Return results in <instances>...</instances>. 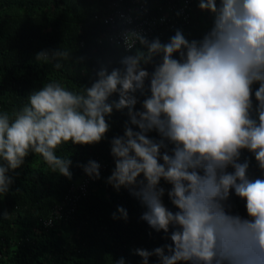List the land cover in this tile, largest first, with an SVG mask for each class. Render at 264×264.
Segmentation results:
<instances>
[{
	"label": "clouds",
	"instance_id": "9594fccd",
	"mask_svg": "<svg viewBox=\"0 0 264 264\" xmlns=\"http://www.w3.org/2000/svg\"><path fill=\"white\" fill-rule=\"evenodd\" d=\"M198 6L213 16L201 40L189 41L181 30L167 43L127 32L123 44L131 54L120 67L101 68L90 87L73 91L51 80L19 111L0 114V196L13 182L9 170L30 152L70 178L71 160L56 150L99 143L109 130L106 117L127 109L124 135L111 141L115 169L108 182L129 188L147 209L142 219L172 241L152 252L137 249L143 264L152 255L160 264H264V178H250L248 162H239L246 149L264 170V0H199ZM69 56L66 49L52 54ZM138 92L145 96L142 110H135ZM154 130L159 140L149 138ZM99 167L89 161L84 171L98 178ZM161 180L172 185L167 195L175 212L162 200ZM233 189L246 201L247 217L226 211Z\"/></svg>",
	"mask_w": 264,
	"mask_h": 264
},
{
	"label": "trees",
	"instance_id": "16d2710c",
	"mask_svg": "<svg viewBox=\"0 0 264 264\" xmlns=\"http://www.w3.org/2000/svg\"><path fill=\"white\" fill-rule=\"evenodd\" d=\"M116 1L0 0V114L7 112L11 116L19 111L28 103L32 92L51 80L79 91L91 86L101 68L111 71L120 67L121 57L131 53L112 44L108 38L112 30L94 20L97 15L110 13ZM197 3L199 0L194 3L195 7ZM212 26V14L198 11L193 13L188 26L178 25L160 41L169 42L177 30L189 41H199ZM65 49L70 52L67 60L52 58L54 52ZM41 52L48 54V62L37 59ZM174 57L178 58V54ZM158 62L159 57L154 63ZM56 63L62 67L55 68ZM145 67L150 73L154 70V64ZM145 84L147 89L149 81ZM258 87V83L253 85L254 106V92ZM136 95L135 110H142L145 96L139 92ZM111 99L118 97L114 95ZM127 111L114 110L106 117L109 130L99 143L69 142L56 150L58 156L71 160L70 178L52 171L41 156L32 152L19 168L9 170L7 175L13 182L9 191L0 196V264H116L121 258L124 264H143V258L136 254L137 249L152 252L172 244L170 233L157 232L142 219L147 209L129 188L121 186L117 190L108 182L115 169L111 141L124 135L125 123L129 121ZM148 136L157 140L155 130ZM98 159L108 166L99 170V177L92 183L89 194L80 200L74 215L47 228L45 221L62 204L71 185L81 178L84 166ZM245 161L249 164L250 178H264V170L246 149L241 151L239 162ZM228 171L234 169L229 167ZM142 179L141 174L138 180ZM159 186L165 189L162 197L165 206L177 211L167 195L172 185L161 180ZM224 203L230 214L247 217L246 201L238 197L234 189ZM120 207L126 210V218L118 211ZM148 264H160V260L152 255Z\"/></svg>",
	"mask_w": 264,
	"mask_h": 264
},
{
	"label": "built area",
	"instance_id": "2783aa9c",
	"mask_svg": "<svg viewBox=\"0 0 264 264\" xmlns=\"http://www.w3.org/2000/svg\"><path fill=\"white\" fill-rule=\"evenodd\" d=\"M196 0H131L126 4L123 0L113 3L110 13L95 16L97 20L109 27L113 34L109 40L112 44L121 46L124 34L136 31L147 39H164L165 33L175 29L178 25L188 26L194 13ZM162 14H158V11ZM139 42L136 43V46ZM160 136L157 132V140ZM172 145H169L171 149ZM99 164V170H105L108 166L102 159L95 161ZM97 177L89 176L83 171L81 178L71 185L62 204L53 211L54 215L45 221L47 228L53 227L61 220H67L76 212L79 202L89 194L92 183Z\"/></svg>",
	"mask_w": 264,
	"mask_h": 264
},
{
	"label": "rangeland",
	"instance_id": "374dc122",
	"mask_svg": "<svg viewBox=\"0 0 264 264\" xmlns=\"http://www.w3.org/2000/svg\"><path fill=\"white\" fill-rule=\"evenodd\" d=\"M198 4H199V3H197V7H195V9H194V13H197L198 11H199V12H202V10H200Z\"/></svg>",
	"mask_w": 264,
	"mask_h": 264
}]
</instances>
